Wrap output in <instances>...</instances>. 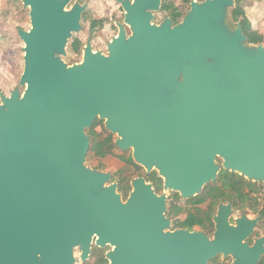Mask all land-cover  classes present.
Segmentation results:
<instances>
[{
	"label": "water",
	"instance_id": "1",
	"mask_svg": "<svg viewBox=\"0 0 264 264\" xmlns=\"http://www.w3.org/2000/svg\"><path fill=\"white\" fill-rule=\"evenodd\" d=\"M21 1L23 90L0 92V264H74L75 248L85 261L94 236L111 246L108 264H208L226 218L218 239L164 231L165 195L137 176L124 200L110 172L86 164V129L103 121L117 149L183 197L220 166L264 182V45L230 24L234 0H191L177 23L154 22L162 0H119L130 33L118 23L106 54L88 39L72 64L86 5Z\"/></svg>",
	"mask_w": 264,
	"mask_h": 264
},
{
	"label": "flooded vegetation",
	"instance_id": "2",
	"mask_svg": "<svg viewBox=\"0 0 264 264\" xmlns=\"http://www.w3.org/2000/svg\"><path fill=\"white\" fill-rule=\"evenodd\" d=\"M18 1L22 3L21 0ZM15 2L17 0H4L2 8V1L0 0V39L2 36L8 38L4 31L9 28L12 16H15V13L12 12V6ZM74 2L86 5V9L81 14V22L90 9L93 15L90 21L89 35L84 43L81 44L78 37L73 39L80 45V52L89 39L94 51L106 54L107 43L118 33V23L124 26L127 34L130 33L128 26L123 22L124 9L119 0H112V3L109 1L101 11L96 5L97 0H92V4L82 2V0H69L67 7ZM25 8L28 15L29 9ZM6 16L10 18L9 22L2 20ZM106 25H108V30L113 32L107 38L100 36ZM1 29H3V33ZM96 39L102 48L95 47ZM216 161L221 163L219 158H216ZM141 169L143 172L137 176L143 177L146 182L150 183L157 195H165L164 216L167 219V226L164 231H199L211 240L216 237L218 239L220 234H218L217 221L226 218L227 225L231 229H226L227 232L219 240L222 250L210 259L208 264H233L235 255L242 257L249 263L257 252H259V257L254 264H264V182L247 179L237 172L220 166L215 180L204 184L198 193L183 197L178 191L165 190L163 179L156 170L146 172L142 166ZM130 190L131 186L128 193ZM128 193L125 197L122 196L124 200ZM110 249L109 244L97 245L96 236H94L85 261L81 260V250L79 248L74 249V264H108L109 259L106 254Z\"/></svg>",
	"mask_w": 264,
	"mask_h": 264
},
{
	"label": "rangeland",
	"instance_id": "3",
	"mask_svg": "<svg viewBox=\"0 0 264 264\" xmlns=\"http://www.w3.org/2000/svg\"><path fill=\"white\" fill-rule=\"evenodd\" d=\"M1 1L3 8L4 0ZM109 1L112 3V0H97L96 5L98 6V10H103L104 5L107 6ZM190 1L191 0H162V4H172V6L181 13V17L178 18V21H180L188 11ZM82 2L92 4V0H82ZM162 4L161 8L155 12V23L161 22L165 17H170L169 13L171 9H162ZM235 4L243 7L251 28L262 34L263 40L261 44L264 45V0H236V3L234 0V6ZM232 8L229 9L228 20L232 26H236L238 21L232 20L230 15ZM12 12L15 13V16H12L11 20L8 16L2 18V20L4 19L6 22L10 20L9 28L4 31L8 38L2 36L0 39V92H3L5 95H8L15 87L19 88L20 91L23 90V87L19 85V78L23 70V42L19 38L17 30L19 28L26 29L29 26L27 9L23 7L20 1L17 0V2L13 4ZM92 17L93 15L90 9L81 22V31L73 34L71 39H69L66 48L67 54L64 56V60L68 64L81 61L82 51L74 52L71 48V44L76 37L80 38L81 44L84 43L89 35ZM5 25H8V23H5ZM1 30L3 33V29ZM112 33V31L108 30V25H106L103 32L100 33V36L107 38L111 36ZM96 41L97 45L95 44V47L98 49L102 48V45L98 43V39H96ZM96 121L97 123L94 126V131H96L97 136L95 137V141L89 145L85 162L92 168L110 172L112 174L111 182L116 181L118 183L119 180H121L123 189L120 190L118 187V191L125 197L130 188V181L137 177L138 174H141L143 170L141 166L135 164L133 160V163L130 162L132 159L131 149L119 150L115 146L111 147L104 155L98 154L100 150H105L107 148L105 142L106 137L110 136V139L114 143L116 135L105 130L103 121L99 119H96Z\"/></svg>",
	"mask_w": 264,
	"mask_h": 264
},
{
	"label": "trees",
	"instance_id": "4",
	"mask_svg": "<svg viewBox=\"0 0 264 264\" xmlns=\"http://www.w3.org/2000/svg\"><path fill=\"white\" fill-rule=\"evenodd\" d=\"M235 3H236V0H235ZM162 9H164V10L165 9H171L169 16H170L172 22L173 23L178 22V18L181 17V13L179 11H177L176 8H174L172 6V4H162ZM230 15H231L232 20L238 21L241 24L242 30H243L244 34L246 35L247 42L249 44L256 45V44H260L262 42V40H263L262 34H260L259 32H257L256 30H253L251 28L250 22L247 19V17L245 16V11H244L243 7H240L237 4H235V6L230 11ZM71 48L74 52H76V51H79L80 45L78 44L77 41H73L71 44ZM96 123H97V121L95 120L93 122L92 126L88 129H86V132L90 138V144H92L95 141V137L97 136L96 131H94V126L96 125ZM105 142L107 144V148L105 150H100L98 152L99 155H104V153L109 151V149L111 147H115L114 143L110 139V136L106 137ZM130 162H132V159L130 160ZM118 187L120 190L123 189L122 188L123 185L121 184V180H119V182H118Z\"/></svg>",
	"mask_w": 264,
	"mask_h": 264
}]
</instances>
